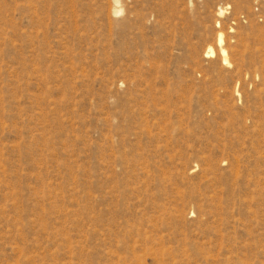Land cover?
I'll return each mask as SVG.
<instances>
[{"label": "rangeland", "instance_id": "obj_1", "mask_svg": "<svg viewBox=\"0 0 264 264\" xmlns=\"http://www.w3.org/2000/svg\"><path fill=\"white\" fill-rule=\"evenodd\" d=\"M118 1L0 0V264H264V0Z\"/></svg>", "mask_w": 264, "mask_h": 264}, {"label": "bare ground", "instance_id": "obj_2", "mask_svg": "<svg viewBox=\"0 0 264 264\" xmlns=\"http://www.w3.org/2000/svg\"><path fill=\"white\" fill-rule=\"evenodd\" d=\"M117 2H119L118 0H116ZM223 12H224V8H223V6H220L219 7V11H218V14L219 15H221V14H223ZM224 37H223V35H222V33H220L219 34V38H218V43H219V47H220V52L221 53H219V54H221V56H222V60H224V62L225 63H229L230 61H229V57H228V52H227V49L224 47L225 45H224V39H223ZM209 50H207V53H209V52H214V49H213V47H210V48H208ZM216 53V52H215Z\"/></svg>", "mask_w": 264, "mask_h": 264}]
</instances>
